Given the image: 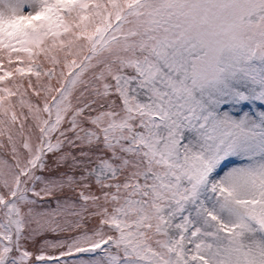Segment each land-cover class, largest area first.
<instances>
[{"label":"snow or ice","instance_id":"1","mask_svg":"<svg viewBox=\"0 0 264 264\" xmlns=\"http://www.w3.org/2000/svg\"><path fill=\"white\" fill-rule=\"evenodd\" d=\"M0 264H264V0H0Z\"/></svg>","mask_w":264,"mask_h":264}]
</instances>
